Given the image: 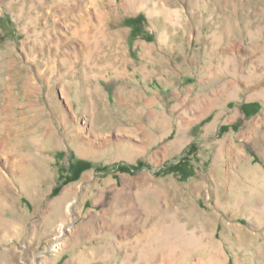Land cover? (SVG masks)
<instances>
[{
    "label": "rangeland",
    "instance_id": "obj_1",
    "mask_svg": "<svg viewBox=\"0 0 264 264\" xmlns=\"http://www.w3.org/2000/svg\"><path fill=\"white\" fill-rule=\"evenodd\" d=\"M149 1L0 0V264H264V0Z\"/></svg>",
    "mask_w": 264,
    "mask_h": 264
},
{
    "label": "bare ground",
    "instance_id": "obj_2",
    "mask_svg": "<svg viewBox=\"0 0 264 264\" xmlns=\"http://www.w3.org/2000/svg\"><path fill=\"white\" fill-rule=\"evenodd\" d=\"M101 1V0H100ZM144 1V0H143ZM152 1V4L154 3L153 2V0H151ZM90 2L91 3H94L95 2V0H90ZM148 2L150 3V1L148 0ZM125 7L126 8H133V10H134V8H139L142 4H143V2H142V0H125ZM145 3V2H144ZM146 3H147V1H146ZM143 6V5H142ZM147 8H149V7H147ZM152 8V7H151ZM152 12H154V8L152 9ZM59 244H57L56 245V247L58 246Z\"/></svg>",
    "mask_w": 264,
    "mask_h": 264
},
{
    "label": "trees",
    "instance_id": "obj_3",
    "mask_svg": "<svg viewBox=\"0 0 264 264\" xmlns=\"http://www.w3.org/2000/svg\"><path fill=\"white\" fill-rule=\"evenodd\" d=\"M139 18H140V16L132 18L129 20V22H131V20H136L139 23ZM0 21H1V23H3L5 25L6 22L3 19H0ZM138 27H139V25H138Z\"/></svg>",
    "mask_w": 264,
    "mask_h": 264
}]
</instances>
